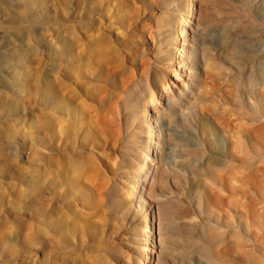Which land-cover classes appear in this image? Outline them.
Wrapping results in <instances>:
<instances>
[{
	"label": "rangeland",
	"instance_id": "374dc122",
	"mask_svg": "<svg viewBox=\"0 0 264 264\" xmlns=\"http://www.w3.org/2000/svg\"><path fill=\"white\" fill-rule=\"evenodd\" d=\"M192 5L0 0V264H264V0Z\"/></svg>",
	"mask_w": 264,
	"mask_h": 264
},
{
	"label": "bare ground",
	"instance_id": "6f19581e",
	"mask_svg": "<svg viewBox=\"0 0 264 264\" xmlns=\"http://www.w3.org/2000/svg\"><path fill=\"white\" fill-rule=\"evenodd\" d=\"M193 1L194 0H189V3H190V6L188 7V9H185V13L184 14H181L180 15V12L178 13V15L180 16L179 20H176L175 18H173V27L174 29L177 31H180V32H183V26L185 23H192V20H194L196 18L194 12H193ZM157 37L159 36V32L156 33ZM172 49H173V56L175 58H182L183 57V54L181 51H179V49L177 48L176 46V43L173 44L172 46ZM162 56V53L159 52V57ZM162 58V57H161ZM156 76V72H153V77ZM144 112V117L145 119L148 121V120H151L150 118V115H149V112L147 111V109H144L143 110ZM145 136L147 137L148 140L152 141L153 138H155L156 136V133L154 132V128L152 126H148V129L145 133ZM157 146V145H155ZM154 144L152 143H149L146 145L145 147V154L146 156H150L154 153ZM148 160V158H146ZM143 165H145V163H142ZM138 182H134L132 184H130L129 186V190L127 191V204L128 206L130 207H139L140 205L136 204L135 203H139L141 198H140V191H139V187H138ZM140 208V207H139ZM145 227H144V230H143V233H146V234H152V227L150 224H152V220L150 219L149 216H146L145 217ZM138 238V237H136ZM138 240V239H136ZM146 250V249H144Z\"/></svg>",
	"mask_w": 264,
	"mask_h": 264
}]
</instances>
